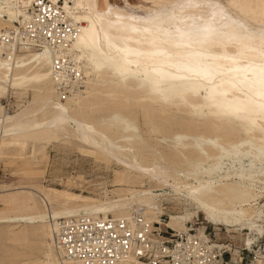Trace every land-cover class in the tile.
Masks as SVG:
<instances>
[{
  "label": "bare ground",
  "instance_id": "6f19581e",
  "mask_svg": "<svg viewBox=\"0 0 264 264\" xmlns=\"http://www.w3.org/2000/svg\"><path fill=\"white\" fill-rule=\"evenodd\" d=\"M50 1L60 4L59 0ZM167 1L160 0L159 4L163 6ZM29 2L0 0V30L21 23L26 16L27 8L24 7ZM228 4L240 17L229 13L227 7L217 0L180 1L172 10L171 22L167 24L152 23L145 17L111 5L108 0H63L60 5L72 22H79L70 48L81 63L84 82L92 73L105 81L107 74L112 72L119 86H125L128 75L136 70V77H146L156 82V85L170 82L175 75H180L183 79L190 78L186 82L189 86L195 85L196 89L205 90L207 103L214 108L212 112L217 109L225 112L238 109L241 103L251 101L264 109V0H240L239 4L228 0ZM243 20L250 21L255 27H247ZM145 53H149V56H144ZM21 54L26 55L23 65L11 66ZM186 55L195 61L187 67L188 70H183L184 66H180L179 62ZM138 63L141 64L140 69H137ZM32 82L43 85L46 91L40 93L39 103L34 107L25 106L11 115L2 113L0 138L38 137L53 132L67 134L82 147H90L92 152L113 159L126 170L155 181V184L132 189L125 194H109L101 199L84 197L79 200L80 203H65L59 193L42 192L44 208L28 205L23 207V212L0 215V222L41 225L49 253L45 254L40 264H55L51 250L53 247L58 252V249L54 243L52 220L62 216H125L133 209L141 208L147 220L161 222L158 215L163 213L157 197L163 194L177 195L193 205L213 225L232 226L239 221L251 223L260 212L259 207H251L250 198L264 193V138L251 126L246 127L245 131L253 139L239 141L246 147L238 151V142L231 146L236 161L240 162L239 167L222 169L220 159L229 151L218 135L225 137L228 128L215 118L204 120L202 128L220 133H217L216 138H206L208 148L199 147L196 151L199 157L209 160L210 164L202 172L196 173L194 181L189 182L173 175L172 167L165 161L154 159L147 163L144 159L138 161L123 157L119 149L107 143L95 123L84 119L82 112L85 103L82 99L75 103L52 99L49 94L52 93L51 84L54 86V81L46 48L21 51L12 59L0 57V88H5V85L24 86ZM84 86L86 89L77 94L89 92V85L85 82ZM149 87L142 88L145 97L151 96L150 90L154 89V85ZM238 91L244 95L242 102L229 104L227 99L236 97ZM49 106L54 110L50 111ZM258 125L264 128V115L252 123L254 127ZM185 149L180 151L182 158L191 153L188 148ZM187 219L186 213H171L167 224L164 223L174 230H183L187 227ZM190 224L192 227L198 226L202 234L203 226L197 221ZM250 241L249 238L245 239L246 244ZM57 257L58 264H79L62 257L59 252Z\"/></svg>",
  "mask_w": 264,
  "mask_h": 264
},
{
  "label": "rangeland",
  "instance_id": "374dc122",
  "mask_svg": "<svg viewBox=\"0 0 264 264\" xmlns=\"http://www.w3.org/2000/svg\"><path fill=\"white\" fill-rule=\"evenodd\" d=\"M180 1L185 0H168L162 6L159 4L160 0H108L111 5L145 17L152 23L165 24L171 22V12ZM217 1L227 7L229 13L240 17L237 11L229 7L228 0ZM233 1L240 3V0ZM59 2L63 4V0ZM27 7L28 3L24 8ZM243 21L247 27H255L250 21ZM144 56L148 57L149 53ZM25 57L26 55L21 54L11 66L23 65ZM229 60L232 62V59ZM194 61L193 57L186 55L180 59L179 64L184 66L183 70H188L187 67L194 64ZM140 68L141 64L138 63L137 69ZM136 71L128 75L125 86L116 84L117 77L112 75V72L107 74L105 81L92 73L85 80L89 85L88 93H76L59 101L51 84L52 93L49 95L59 102L75 103L82 99L85 103L82 112L84 119L95 123L106 137L107 143L119 149L123 157L138 161L144 159L147 163L154 159L165 161L172 167L173 175L189 182L194 181L196 173L202 172L210 164L209 160L199 157L196 151L199 147L208 148L206 138H216L217 133H220L217 130L202 128V122L207 118H215L228 128L225 137L218 135L229 151L220 159L222 169L239 167L240 162L236 161L231 146L240 140L253 139L246 133V127L251 126L264 138V128L260 125L252 126L255 120L263 118L264 109L252 101L241 103L238 109L227 112L217 109L212 112L214 108L208 105L205 90L196 89L195 85L189 86L186 82H189L190 78L183 79L180 75H175L170 82L156 85L151 79L136 77ZM152 85L154 89L151 88ZM146 86H150L151 96L145 97L143 94L142 88ZM0 89V123L3 112L11 115L25 106L34 107L39 103L41 94L46 91L43 85L37 82L14 87L5 85V88ZM85 89L83 86L81 90ZM243 97L238 91L236 97L227 99V102H242ZM49 108L50 111L54 110L52 106ZM76 142L70 135L67 137V134L56 132L43 133L38 137L0 138V215L23 212V207L28 205L44 208L42 192L59 193L60 199L65 200V203H80L79 200L84 197L101 199L105 195L125 194L129 190L155 184L154 180L145 175L128 171L113 159L94 153L90 147H82ZM238 143V151L246 147ZM185 148L191 153L182 158L180 151H185ZM157 198L162 213L166 214V224L169 214L186 213V221L192 224L197 221L200 226H207L208 230L213 228L215 240H232L237 245L249 238V246L252 240H255L257 245L254 248L259 247V257L255 264H264V193L254 199L250 198L251 207H259L260 211L251 223L239 221L232 226L209 223L200 211L177 195L163 194ZM47 246L43 228L38 223L0 222V264H40L45 254L49 253ZM51 255L54 263L58 264V252L53 247Z\"/></svg>",
  "mask_w": 264,
  "mask_h": 264
},
{
  "label": "built area",
  "instance_id": "2783aa9c",
  "mask_svg": "<svg viewBox=\"0 0 264 264\" xmlns=\"http://www.w3.org/2000/svg\"><path fill=\"white\" fill-rule=\"evenodd\" d=\"M79 26L62 6L50 0H30L26 16L17 26L0 30V57L12 59L21 51L46 48L50 74L58 99L76 95L84 76L70 41ZM149 221L141 208L123 216L92 214L52 220L54 243L62 257L79 264H255L259 247L241 241L215 240L207 226L199 233L186 222L183 230Z\"/></svg>",
  "mask_w": 264,
  "mask_h": 264
},
{
  "label": "snow or ice",
  "instance_id": "6c2138e0",
  "mask_svg": "<svg viewBox=\"0 0 264 264\" xmlns=\"http://www.w3.org/2000/svg\"><path fill=\"white\" fill-rule=\"evenodd\" d=\"M262 72H264V69H262Z\"/></svg>",
  "mask_w": 264,
  "mask_h": 264
}]
</instances>
